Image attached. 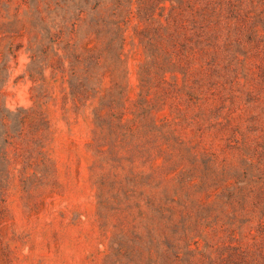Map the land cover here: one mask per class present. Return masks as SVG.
Here are the masks:
<instances>
[{"label":"rangeland","instance_id":"obj_1","mask_svg":"<svg viewBox=\"0 0 264 264\" xmlns=\"http://www.w3.org/2000/svg\"><path fill=\"white\" fill-rule=\"evenodd\" d=\"M0 264H264V0H0Z\"/></svg>","mask_w":264,"mask_h":264}]
</instances>
